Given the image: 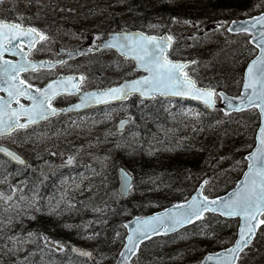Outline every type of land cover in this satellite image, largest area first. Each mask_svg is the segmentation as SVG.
Instances as JSON below:
<instances>
[{
    "label": "rangeland",
    "instance_id": "obj_1",
    "mask_svg": "<svg viewBox=\"0 0 264 264\" xmlns=\"http://www.w3.org/2000/svg\"><path fill=\"white\" fill-rule=\"evenodd\" d=\"M85 1L93 2L94 6L98 1L109 2L111 13H106L105 9L103 12L107 17L100 18L102 10L93 9L91 13L95 12L85 24L60 25L57 23L64 20L57 16L64 17L66 7L71 8L74 15L79 13L82 0H3V3H0V17H10L23 25L33 21L27 19L28 17L50 16V19H44V32L48 39L39 45L35 56H52L58 46L74 48L80 45H97V42L114 28L129 29L140 25L149 33L156 34L166 27L175 38L176 58L195 59L194 66L188 71L199 85L224 89L231 95L239 94L245 65L248 59L255 55L256 49L249 43L248 35L227 33V25L232 15L230 12L224 11L219 20H213L205 28H198L196 24L185 23L186 18L175 19L173 16L163 21L154 20L152 15L157 16L155 10L162 0H151L154 5L152 15L146 10H142L140 15L136 12L139 0H136V3L135 0ZM169 1L166 3L169 4ZM131 7L134 8L133 14L130 12ZM263 7L264 0L260 1L255 9L259 11ZM168 8L169 5L166 7V14ZM53 12L55 18L52 16ZM97 36L100 39H96ZM81 62L77 71L81 69L84 73V88L106 86L134 74L133 62L125 60L113 51L86 56ZM48 75L44 72L36 73L32 75L33 79L32 76L29 79L36 82V85H41ZM130 106L129 102H125L117 106L93 109L55 126L54 131H51L54 126H39L1 139L2 142L22 151L27 157L33 158L35 163L45 160L49 162L50 156L56 158L59 164L74 169L72 177L63 179L55 193L44 195L42 198L33 197L26 205L18 203L15 193L7 202L0 200L1 208L6 210L0 212V264H37V261L32 262L35 256H30V252L34 251L38 244L33 229L40 226V229L45 231L41 228L44 225L49 232L56 226V235L67 237L66 241L58 238V246L78 240L81 246L90 249L93 260L84 264H112L124 243L123 229L116 226L117 230H114L113 220L105 218L111 210L110 207L91 208L87 201L105 184L106 178L117 181L116 171L119 165L127 167L136 176L131 194L126 199L125 209H120L117 213L121 218L123 212L134 213L130 205L141 214H146L161 208L163 204L180 201L174 192L181 191L173 190L161 174L150 173L159 158L185 161L186 155L191 157L193 167L182 172L193 173V177L188 178L189 185L195 184L198 179H206L208 183L205 191L214 196L236 183L246 165L244 155L253 146V131L257 127L249 121L250 115L232 114L209 126L203 120L200 107L169 102L167 108H171L170 124L166 127L160 126L158 135L148 137L149 143L142 146L139 132V135H135V128L140 127L141 120L133 117L128 131L120 133L117 130L119 119L131 118L130 114L134 116ZM210 129L221 130V138L217 139L219 144L216 137L210 136ZM209 143L212 148L207 153ZM70 156L74 159L73 163L68 165L66 161ZM91 182L96 184V190ZM6 183H9L7 177L0 172V192H3ZM6 204L8 206L4 207ZM87 212L94 215H90L87 221H81ZM92 222L100 227L111 224V235L98 230L91 231ZM236 224L235 220L220 221L210 216L195 227L176 235L172 240L150 241L132 264H182L186 261L199 264L206 250L225 246L232 241ZM87 230L89 236H83ZM29 233L34 235L29 236ZM43 235L46 234L43 232ZM259 237L251 247L254 248L241 258L239 264H264V229ZM156 249L164 255L149 258Z\"/></svg>",
    "mask_w": 264,
    "mask_h": 264
},
{
    "label": "snow or ice",
    "instance_id": "obj_2",
    "mask_svg": "<svg viewBox=\"0 0 264 264\" xmlns=\"http://www.w3.org/2000/svg\"><path fill=\"white\" fill-rule=\"evenodd\" d=\"M3 3V0H0ZM185 23H190L185 21ZM257 24L264 26V15L255 18L251 27ZM222 26V25H221ZM154 27V26H153ZM232 29H229L231 31ZM240 31L247 32L249 28L241 27ZM257 47H260V56L254 60L247 69V82L244 85L245 92L240 99L238 107L233 108L231 100L223 93L220 97L228 102V107L239 111L243 108L257 107L260 114L264 117V30L259 32ZM27 39L29 48H34L37 43L47 40L48 37L34 27H24L19 23H9L0 20V91H6L10 100H4L0 97V136L10 134L18 128H27L29 125L36 124L41 120H48L51 116L58 114V110L51 106V101L61 94V89H66V85H71L72 89L79 91V85L73 83L75 77H67L64 80L49 84L45 89H35L39 96L32 95V85L26 80L20 78L22 72L29 70L36 71L38 68L51 67L44 63L35 64L26 59L23 49L16 41ZM96 39H100L99 36ZM173 37L171 35L157 38L155 36H146L143 33L121 34L114 36L112 40L103 44L104 48H118L121 55L131 57L149 75L142 79L132 82H126L120 87L107 89L103 92H92L82 97V104L75 105V108L87 105L89 103L107 104L113 100L124 101L131 95L139 93L140 97L155 98V94L162 96H181L192 97L203 101L206 107L212 108L215 105L217 93L212 89H201L196 85V81L184 71L188 66L185 63L174 62L168 59L167 49L171 46ZM9 52L12 55L21 56L19 63H13L4 59V53ZM30 54V53H29ZM83 54V53H81ZM71 55V53H69ZM63 63V61H61ZM195 63V61H193ZM81 81L83 76L79 78ZM251 89V93L247 91ZM23 96L32 101L30 108L20 105L19 109L11 108L12 101L19 104V98ZM199 115L198 113L196 114ZM21 117L25 118L26 123H21ZM127 121L121 122V127ZM259 146L254 153L245 159L248 161V172L242 182L239 191L233 194L231 199L209 200L203 196L202 199H193L187 205H176L179 211L169 212L163 216H155L148 220L137 221V228L133 236L128 237V246L121 252V256L128 259L127 253H135L139 243L144 239L150 238L151 234H159L175 230L183 224L191 223L193 220H199L203 214L208 211H219L226 216H239L244 224L239 231V239L235 247L227 250V255L223 257L226 264H236L239 253L247 248L255 236L256 229L260 224H264V127L259 131ZM0 151L6 152L14 160L24 163L18 156L6 149L0 148ZM73 157H68L66 163L71 165ZM125 178L128 174L124 173ZM207 184V181H204ZM126 184V190L130 188ZM15 189L5 194L0 192V200L5 202L13 197ZM202 196V193H201ZM215 206V207H213ZM34 218V217H33ZM2 223V221H0ZM143 225V227H141ZM167 225V226H166ZM127 227V225H125ZM29 236L34 233H29ZM46 243H51L47 236L41 237ZM13 239V238H9ZM63 248V245H60ZM73 251H79L73 249ZM82 256H90L91 253L79 252ZM236 258V259H233ZM209 260L213 257H208Z\"/></svg>",
    "mask_w": 264,
    "mask_h": 264
},
{
    "label": "trees",
    "instance_id": "obj_3",
    "mask_svg": "<svg viewBox=\"0 0 264 264\" xmlns=\"http://www.w3.org/2000/svg\"><path fill=\"white\" fill-rule=\"evenodd\" d=\"M167 0H162L161 3L158 5V7L155 10V13L157 16L152 15V10L154 8V5L151 0H139L137 2L138 4V10L136 11L139 15L142 13V10H146V12H149L153 19L156 21H163L169 17H183L186 18L188 21H193V24H196L197 26H208L213 20H219L221 15L224 11L230 12L231 19L239 18L251 14H255L259 11L255 9V6L260 3L262 0H198L197 2H190V1H179V0H170L169 4L166 3ZM83 4H81V10L79 13L74 15V11L71 10V8L66 7V14L65 16H57L61 21L60 24L63 25V23L68 24L72 23L74 25H81L85 24L86 21H88L89 17L95 12L91 11L93 9H101L100 13H103L100 18H106V13H111V4L109 2L105 1H98L95 6L93 2L82 0ZM132 2V1H131ZM128 1H126L127 5ZM136 3V0H135ZM169 5V8L167 10L166 14V7ZM128 8V7H127ZM107 10V12H103ZM134 8L131 7L130 12L131 14L134 13ZM50 14V13H49ZM52 15H55L54 12ZM41 18L36 20V24L40 26L42 20L44 19H50V16L47 18L45 16H41ZM55 18V16H53ZM52 17V18H53ZM230 19V20H231ZM137 24V23H134ZM138 27H143L140 25H137ZM107 28V26H106ZM162 31L166 30L165 28L161 29ZM136 100V99H133ZM132 109L134 111L135 118L138 120H141V125L139 128H135L136 133L139 132V136L142 140L148 139V137L152 134L157 133V126L167 125L168 122H170L169 116L170 112L168 113L165 111V105L162 100H157V102H149L145 105H142L141 107H136L132 105ZM204 118L206 124H209V126H212L213 124H217V122L222 121L223 115L220 113V111H214L209 112L206 109L203 110ZM243 115H250L249 121L255 125L258 124V113L256 110L254 111H248V113H244ZM212 130V129H210ZM210 136L216 137V142L219 144V141L217 139L221 138V130L213 129ZM136 135V134H135ZM146 139V140H147ZM192 141V140H191ZM147 141L144 143L142 142V146L147 145ZM212 145L209 143L207 146V153L211 150ZM185 157V155L183 156ZM191 157L186 155L185 161L180 159H156L154 165L152 166V169L150 170V173H156L164 175V179L172 186L173 190H178L181 192H174V195L177 196V198L182 199L184 195L190 194L192 192V186L189 185L188 181V175L187 173H182L185 169L193 167L192 162H190ZM20 172L17 176H14V178L11 179L12 183L18 182V188L21 189V195L23 198L27 197V193L29 191V200H32L31 198L38 196V191L41 190V185L38 183V179L40 178L41 171H39L38 168L34 167L30 169V171H27V169H19ZM69 174L68 170L62 174V176H67ZM35 176V177H30ZM52 176H46L45 180L50 181ZM182 193V194H180ZM89 205L91 207H106L111 210L106 214L105 218H108L110 220H113V226L116 228V226L119 227V229H123L122 222L130 217V214H127L123 212L121 214L122 218L117 215L118 211L120 209H125V201L120 198L118 192H117V186L116 182L113 184V186H109L107 184H104L101 186L100 190H98L92 199L89 200ZM131 209H133L134 214H137V209L130 205ZM97 214V213H96ZM91 214L90 212L85 213V215L81 218L82 221H87L89 219ZM100 219V218H99ZM94 230L101 231L102 233H105L106 235H111L109 232H111V224L106 227H100L99 225L92 224ZM51 229H54L53 227ZM53 254L51 253V256Z\"/></svg>",
    "mask_w": 264,
    "mask_h": 264
},
{
    "label": "water",
    "instance_id": "obj_4",
    "mask_svg": "<svg viewBox=\"0 0 264 264\" xmlns=\"http://www.w3.org/2000/svg\"><path fill=\"white\" fill-rule=\"evenodd\" d=\"M261 15H264V13H262ZM261 15H257V16H255V17L246 18V19H241V20H233L232 23H231V25H230V27H229V29H232L230 32H232V33H239V32H243V31H240V30H239L241 27H247V28H249V31H247V32L253 34V36L251 37L250 41H251V43H252L253 45H255V46L257 47L258 39H257L256 37L259 36V32H260V31L264 30V26H261V25L257 24V25L253 28V27H251V24L254 23L256 17H259V16H261ZM136 33H140V32H138V31H133V32H114V33H111V37H110V38H108L107 40L103 41V44H105L106 42L112 40V38H113L114 36L121 35V34H136ZM146 36H147V35H146ZM165 36H168V35L165 34V35H163V36H161V37H157V38L159 39V38H162V37H165ZM155 37H156V36H155ZM19 42H20V41H16V43H19ZM23 42H24L26 45H28L27 39H25ZM169 48H170V47H169ZM169 48L167 49V51L169 50ZM257 48H258V50H259L257 56H256L253 60H251V61L249 62L248 66H247V68H246V70H245V74H244V83H243V89H242L241 95H240V96H237V97H234V96H230V95L226 94L225 92H220V93H223L224 96H226L229 100H231V103H232V105H233V108L239 106V104H240V99H241V98L243 97V95H244V92H245L244 85H245V83L247 82V69H248V67L251 65V63H252L254 60H256V59L260 56V47H257ZM29 49H30V48H29ZM31 49H32V48H31ZM100 49H104L103 45L100 47ZM114 49H116V50L121 54V52H120V50H119L118 48H115V47H114ZM93 51H94V50H90V49H87V48H83V49H79V50L74 51V52H71V53H72V55L78 56V55H80L81 53L85 54V53H89V52H93ZM24 53H25V52H24ZM18 56H19V55H18ZM126 58H131V57L129 56V57H126ZM20 61H21V56H19V60H18L17 63H19ZM172 61H173V60H172ZM31 62H33V63H35V64H41V63H42V61H31ZM174 62L185 63V64H187V65L189 64L188 62H183V61H174ZM136 64H137V62H136ZM137 69H141V70H143L142 68L138 67V64H137ZM143 71H144V70H143ZM147 75H149V74L147 73L146 75L141 76V77H138V78H134V79H130V80H125V81H123V82H122L121 84H119V85H115V86H112V87H109V88H106V89L90 90V91H86V92L80 93L81 100H80L79 102H77V103H75V104H73V105H70V106H68L67 108L60 109V110H58V112L66 113V112H71V111H79V110H83V109L89 108V107H91V106L101 105V104H99V103H89V104H87V105L81 106L80 108H75V107H74L75 105L82 104V97H84V96H85L86 94H88V93H92V92H97V93H98V92L106 91L107 89H110V88L120 87V86H122L123 84H125L126 82H132V81H135V80H137V79H142V78H144V77L147 76ZM73 83L79 85V84H80V80H78V81H76V82H73ZM46 87H47V86H46ZM46 87L42 88L41 90L45 89ZM65 87H66L67 90H64V88H62V89H61V93H77V92H78V91H75L74 89H72L71 85H66ZM197 87H198V88H201V87H199V86H197ZM201 89H209V88H201ZM30 91H31L32 95L39 96V93H37V92L35 91L34 88H32ZM247 91L249 92V94L251 93V89H247ZM5 92H6V91H5ZM6 93H7V92H6ZM135 94H139V93H135ZM156 95H158V93L155 94V96H156ZM164 97L187 98V99H191V100L199 101V102H202V103H203V101L198 100V99H194V98H192V97H181V96H164ZM20 98H25V97L21 96ZM144 98H147V97H144ZM25 99H27V98H25ZM4 100H10V97L8 96V94H7V97L4 98ZM28 100H29V99H28ZM113 101H117V100H113ZM12 102H14V101H12ZM20 105H21V104H19L16 108H13V109H19V108H20ZM24 106L30 108V107L32 106V101H31V103H30L29 105H24ZM215 106H216V104H215L214 107H212V108H215ZM221 107H222V109H223V111H224L225 113H230V112L236 111V110H233L232 108H229V107H228V102H227L226 100H224V99H222ZM11 108H12V107H11ZM246 108H248V107H246ZM246 108H243V109H246ZM243 109H242V110H243ZM258 109H259V108H258ZM239 111H240V110H239ZM21 118H22V117H21ZM122 121H127L126 123H124L123 127H121V122H122ZM26 122H27V121H24V123H26ZM39 122H40V121H39ZM128 122H129L128 119H123V120H121V121L119 122V129H120V130H123V129L126 127V125L128 124ZM21 123H23V122H21ZM262 127H264V117L261 116V125H260V127H259V130H258V132H257V136H256V139H257L256 146H255V148L253 149V151H252L251 153H254V152L256 151L257 147L259 146V139H258V137H259V131H260V128H262ZM0 148H2V149H6L8 152H12V153L15 154L16 156H18V157L20 158V160H23V161H24L23 164L26 163L25 159H24L22 156H20L19 154H17L15 151H13L12 149H10V148H8V147H6V146H4V145H1V144H0ZM0 152H2L3 154L7 155L6 152H3V151H0ZM251 153H249L246 157H249ZM7 156H8V155H7ZM9 157H10V156H9ZM10 158H11V157H10ZM13 160H14V159H13ZM14 161L17 162V163H20L18 160H14ZM247 172H248V169L246 170V172H245L244 175L242 176L241 180L238 181L237 186H236L233 190H231L230 192H228V193H227L226 195H224V196L217 197V198H215V199H209V200H220V201H223L224 199H231V198L233 197V194H234L235 192L239 191L240 187L242 186V182L244 181ZM124 173H127V174H128L127 178H125ZM119 178H120L119 191H120L123 195L127 196V195L129 194V192H130L131 187H132L133 176H132V175H131V174H130L125 168L121 167V168L119 169ZM126 184H130V185H131V187L128 188L127 190H126V188H125V185H126ZM203 185H204V183H203V184L199 187V189L193 194V196L191 197L190 200H188L187 202L181 203V204H179V205H187V204L193 199V197H196L197 199H202L203 196H204V195H203V192H202V190H203ZM201 193H202V196H201ZM175 206H176V205H175ZM175 206H172V207H170V208H167V209L164 210V211H161V212H158V213L152 214V215L147 216V217H135V218H133L132 220L126 222L127 230H128V234H127L126 239H125V245H124V247L122 248L121 252H123V251L125 250V247L128 246V237H129V236H133V234H134V232H135V230H136V228H137V226H138V225H137V221H138V220H139V221H144V220H148V219H150V218H152V217H155V216H163V214H165V213H169L170 211H171V212H177V211H179L178 209L175 208ZM213 207H215V206H213ZM211 212H212V211H211ZM216 212L219 213V214H221L219 211H216ZM221 215H222V214H221ZM223 216L228 217V218L239 217V216H226V215H223ZM240 218H241V217H240ZM194 221H196V220H193V222H194ZM191 223H192V222H191ZM187 224H189V223H187ZM187 224H183L182 226L177 227L175 230H169V231H167V232H160L159 234H151L150 238L153 237V236H155V235H160V234H165V233H172V232L178 230L179 228H181V227H183V226H185V225H187ZM243 224H244V221H243V219L241 218V224H240V226H239V231H240V228L243 226ZM260 225H261V224H260ZM260 225H259V226H260ZM166 226H167V225H166ZM141 227H143V225H141ZM258 229H259V227L256 229V233H257ZM239 231H238V236H237L236 241L239 239ZM256 233H255V234H256ZM147 239H149V238L144 239L142 242H144V241L147 240ZM252 240H253V239H252ZM236 241H235V244H236ZM142 242H141V243H142ZM141 243H139V245H138V247H137V250L135 251L134 254H133V253H127V257H128V259H127L126 261H125V257L121 256V252H120V255H119V257H118V259H117V261H116L115 264H129V262L131 261V259H132V258L134 257V255L137 253V251H138V249H139ZM235 244L232 245L231 247H229V248H227V249H224V250H221V251H219V252H217V253L208 254V255L204 258V260L202 261L201 264H226V262L223 260V257H225V256L227 255V250H228V249H230V248H234V247H235ZM74 249L79 250V251H77V252L83 251V252H88V253H90V252L87 251L86 249H82V248H79V247H77V246H76V247L74 246ZM240 253H241V252H240ZM240 253H239V254H240ZM90 256H91V255H90ZM210 256L213 257V259L209 260L208 257H210ZM233 259H236V258H233ZM236 261H237V259H236Z\"/></svg>",
    "mask_w": 264,
    "mask_h": 264
},
{
    "label": "flooded vegetation",
    "instance_id": "obj_5",
    "mask_svg": "<svg viewBox=\"0 0 264 264\" xmlns=\"http://www.w3.org/2000/svg\"><path fill=\"white\" fill-rule=\"evenodd\" d=\"M48 58H57V56H50V57H48ZM4 59H8V60H11V61H13V60H15L16 59V55H12V54H10V55H5L4 56ZM73 62H75V61H73V60H68V61H65V62H63L60 66H58V67H56V68H54V69H51V70H49V71H46L49 75H48V77H49V79L50 78H55L56 76H58V75H60V74H66V73H72V72H76V69H74V68H67L66 67V65H69V64H71V63H73ZM65 67V68H64ZM68 102H70L69 100H68V97H65V96H63V97H59L58 99H56L55 101H54V105L55 106H64L65 104H67Z\"/></svg>",
    "mask_w": 264,
    "mask_h": 264
},
{
    "label": "bare ground",
    "instance_id": "obj_6",
    "mask_svg": "<svg viewBox=\"0 0 264 264\" xmlns=\"http://www.w3.org/2000/svg\"><path fill=\"white\" fill-rule=\"evenodd\" d=\"M34 167H35V166H32V168H34ZM32 168H31V169H32Z\"/></svg>",
    "mask_w": 264,
    "mask_h": 264
}]
</instances>
